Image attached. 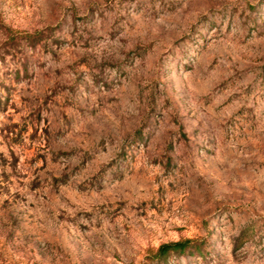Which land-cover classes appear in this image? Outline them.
Returning <instances> with one entry per match:
<instances>
[{
	"label": "rangeland",
	"instance_id": "374dc122",
	"mask_svg": "<svg viewBox=\"0 0 264 264\" xmlns=\"http://www.w3.org/2000/svg\"><path fill=\"white\" fill-rule=\"evenodd\" d=\"M0 264H264V0H0Z\"/></svg>",
	"mask_w": 264,
	"mask_h": 264
},
{
	"label": "trees",
	"instance_id": "16d2710c",
	"mask_svg": "<svg viewBox=\"0 0 264 264\" xmlns=\"http://www.w3.org/2000/svg\"><path fill=\"white\" fill-rule=\"evenodd\" d=\"M29 36L31 38V41L35 44L36 43L35 35L33 36V34H30ZM188 244H189L188 241H177L169 244H164L161 247V253H167L171 249L179 252H184Z\"/></svg>",
	"mask_w": 264,
	"mask_h": 264
}]
</instances>
